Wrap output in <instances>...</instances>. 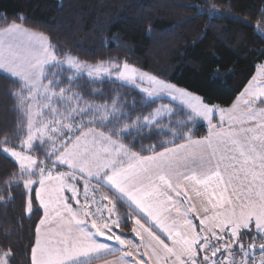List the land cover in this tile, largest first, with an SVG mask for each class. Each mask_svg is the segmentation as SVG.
<instances>
[{
	"label": "snow or ice",
	"instance_id": "obj_1",
	"mask_svg": "<svg viewBox=\"0 0 264 264\" xmlns=\"http://www.w3.org/2000/svg\"><path fill=\"white\" fill-rule=\"evenodd\" d=\"M188 7L221 17L215 6ZM17 19L0 26V76L17 85L20 117L0 139V158L14 169L0 203L22 187L29 218L42 213L31 264H96L116 253L104 264H264V64L230 107L209 106L126 61L58 55ZM255 28L264 34V21ZM106 82L135 96L81 87ZM158 137L171 139L143 146ZM12 255L0 253V264Z\"/></svg>",
	"mask_w": 264,
	"mask_h": 264
},
{
	"label": "trees",
	"instance_id": "obj_2",
	"mask_svg": "<svg viewBox=\"0 0 264 264\" xmlns=\"http://www.w3.org/2000/svg\"><path fill=\"white\" fill-rule=\"evenodd\" d=\"M193 4L205 11L215 6L221 17L210 20L188 7ZM262 12L264 0H0V26L5 18L20 23L17 15H22L25 27L47 36L58 55L71 54L88 63L126 61L207 104L229 107L264 63V34L255 28L264 21ZM16 87L0 76V139L15 130L20 120L10 94ZM81 87L103 89L105 97L115 95V89L127 93L121 99L129 102L135 96L132 89L109 82ZM193 131L196 137L203 136L207 127L204 123ZM163 139L171 137L142 143L147 148ZM13 170L10 160L0 158V197L9 195L4 181ZM27 198L20 187L14 189L11 201L0 203V253L11 248L10 264H31L35 224L42 213L29 218ZM118 209L122 218L128 216L124 202ZM122 223L127 224L125 235L131 237V221L122 219Z\"/></svg>",
	"mask_w": 264,
	"mask_h": 264
},
{
	"label": "crops",
	"instance_id": "obj_3",
	"mask_svg": "<svg viewBox=\"0 0 264 264\" xmlns=\"http://www.w3.org/2000/svg\"><path fill=\"white\" fill-rule=\"evenodd\" d=\"M80 188H81V187H80ZM66 195H67L68 197H70V196H71V193H66ZM82 195H83V191H82V193H81V197H83ZM122 202H124V203L128 206V204H127L126 201H122ZM73 203H74V202H73ZM196 222L198 223V221H196ZM128 238H129V239L131 238L135 243H139L138 239H136V237L134 236L133 233H132V236H131V237H128ZM141 250H143V249H141ZM117 256H119V253H116L115 255H109V256H106V257H104V259H103L102 261H97L96 264H104V261H113V260L116 259ZM129 259H131V258H129Z\"/></svg>",
	"mask_w": 264,
	"mask_h": 264
},
{
	"label": "rangeland",
	"instance_id": "obj_4",
	"mask_svg": "<svg viewBox=\"0 0 264 264\" xmlns=\"http://www.w3.org/2000/svg\"><path fill=\"white\" fill-rule=\"evenodd\" d=\"M262 64H264V63H262ZM141 71H142V70H141ZM143 72H145V71H143ZM146 73H147V72H146ZM256 73H257V72H256ZM149 74H150V73H149ZM151 75H152V74H151ZM255 75H256V74H255ZM166 82H167V81H166ZM168 83H169V82H168ZM171 84H172V83H171ZM176 87H178V86H176ZM178 88H181V87H178ZM182 89H183V88H182ZM243 91H244V90H243ZM243 91H242V92H243ZM188 92H189V91H188ZM242 92H241V93H242ZM190 93H191V92H190ZM241 93H240V94H241ZM240 94L238 95V97L240 96ZM193 95H195V94H193ZM238 97H237V98H238ZM237 98H236V100H237ZM236 100H235V101H236ZM206 104H207V103H206ZM208 105H209V106H218V107H220V108H228V107H222V106L215 105V104H214V105H210V104H208ZM229 107H230V106H229ZM216 119H217V121H218V116H217ZM214 122H215V121H214ZM205 125H206V123H205ZM206 127H207V125H206ZM80 187H81L80 189H81V193H82V191H83V185H82V183H81ZM82 196H83V195H82ZM81 200H83V197H81ZM130 239H131V238H130Z\"/></svg>",
	"mask_w": 264,
	"mask_h": 264
},
{
	"label": "built area",
	"instance_id": "obj_5",
	"mask_svg": "<svg viewBox=\"0 0 264 264\" xmlns=\"http://www.w3.org/2000/svg\"><path fill=\"white\" fill-rule=\"evenodd\" d=\"M257 255H258V253H257Z\"/></svg>",
	"mask_w": 264,
	"mask_h": 264
}]
</instances>
